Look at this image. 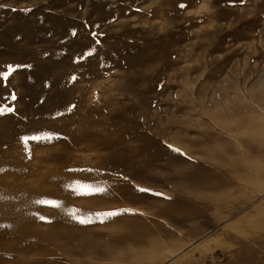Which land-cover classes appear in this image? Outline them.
Segmentation results:
<instances>
[{
    "label": "rangeland",
    "instance_id": "374dc122",
    "mask_svg": "<svg viewBox=\"0 0 264 264\" xmlns=\"http://www.w3.org/2000/svg\"><path fill=\"white\" fill-rule=\"evenodd\" d=\"M263 190L264 0H0V264H264Z\"/></svg>",
    "mask_w": 264,
    "mask_h": 264
},
{
    "label": "crops",
    "instance_id": "0c3cea01",
    "mask_svg": "<svg viewBox=\"0 0 264 264\" xmlns=\"http://www.w3.org/2000/svg\"><path fill=\"white\" fill-rule=\"evenodd\" d=\"M148 242L150 243V241H148ZM161 244H163V246H160L158 248H165L166 249L168 247L174 248L175 246H177L179 244L183 245V243L181 241L172 240V239H161ZM138 247L141 249L139 251L134 252V253L138 254V255H136V257L139 258L140 260L138 261L139 263H137L136 261H135V263H137V264H151V257L153 255H155V253H156V251L154 249H152V245H145V246H138ZM143 255L146 256L147 261H145V262L142 260ZM192 258H193V256L191 254L188 255V257H185V259H187V260H184L185 261L184 264H191ZM180 263H178V264H180ZM194 264H196V263H194Z\"/></svg>",
    "mask_w": 264,
    "mask_h": 264
},
{
    "label": "bare ground",
    "instance_id": "6f19581e",
    "mask_svg": "<svg viewBox=\"0 0 264 264\" xmlns=\"http://www.w3.org/2000/svg\"><path fill=\"white\" fill-rule=\"evenodd\" d=\"M227 128H229V129H231V126H226ZM209 129V128H208ZM249 136V135H248ZM232 138V137H231ZM235 143V142H234ZM258 147V146H257ZM259 148V147H258ZM255 163V162H254ZM259 163V162H258ZM258 164H256V166H257ZM248 179V178H247ZM253 180V179H252ZM264 191V190H263ZM262 192V191H261ZM220 196H223L222 194L220 195ZM120 209V208H119ZM121 209H123V208H121ZM120 209V210H121ZM118 210H116V212H117ZM220 216H223V212H220ZM231 223V222H230ZM237 226V225H236ZM245 226H247V225H245ZM235 227V226H234ZM250 227V226H249ZM256 228V227H255ZM227 230V229H226ZM248 230V229H247ZM256 230V229H255ZM250 231V230H249ZM242 232V231H241ZM258 231H256V233H257ZM252 233V232H251ZM250 234V233H249ZM257 234H259V233H257ZM242 235V234H241ZM263 237V236H262ZM204 238V237H203ZM259 240H261V238L259 239ZM159 245H160V243H159ZM167 249V248H166ZM158 252H159V250H158ZM164 254V253H163ZM160 255V254H159ZM244 255V254H243ZM249 255H247V257H248ZM160 257H161V255H160ZM243 258H244V256H242ZM246 257V258H247ZM162 258V257H161ZM163 258H165V256L163 257ZM249 258H255V255L253 254V255H251ZM157 259H160V258H158V254H157V256H156V260ZM184 259V258H183ZM162 260H164V259H162ZM180 260L181 259H177V260H175L172 264H178V263H180ZM182 261V260H181ZM172 262V261H171ZM184 262V261H183ZM181 264V263H180Z\"/></svg>",
    "mask_w": 264,
    "mask_h": 264
},
{
    "label": "snow or ice",
    "instance_id": "6c2138e0",
    "mask_svg": "<svg viewBox=\"0 0 264 264\" xmlns=\"http://www.w3.org/2000/svg\"><path fill=\"white\" fill-rule=\"evenodd\" d=\"M180 6H181V7H184V5H183V4H181ZM142 191H147V190H146V189H144V190H142ZM48 203H54V202H51V201H50V202H48Z\"/></svg>",
    "mask_w": 264,
    "mask_h": 264
}]
</instances>
